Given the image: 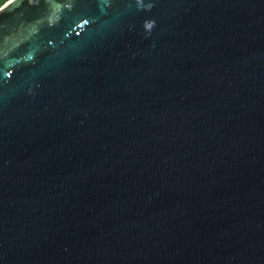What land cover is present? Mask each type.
Instances as JSON below:
<instances>
[{
  "label": "water",
  "instance_id": "1",
  "mask_svg": "<svg viewBox=\"0 0 264 264\" xmlns=\"http://www.w3.org/2000/svg\"><path fill=\"white\" fill-rule=\"evenodd\" d=\"M0 264H264V0L5 4Z\"/></svg>",
  "mask_w": 264,
  "mask_h": 264
},
{
  "label": "trees",
  "instance_id": "2",
  "mask_svg": "<svg viewBox=\"0 0 264 264\" xmlns=\"http://www.w3.org/2000/svg\"><path fill=\"white\" fill-rule=\"evenodd\" d=\"M10 0H0V9L9 2Z\"/></svg>",
  "mask_w": 264,
  "mask_h": 264
}]
</instances>
